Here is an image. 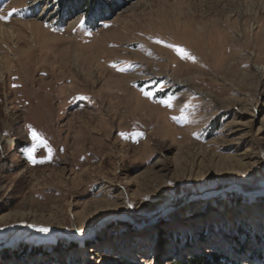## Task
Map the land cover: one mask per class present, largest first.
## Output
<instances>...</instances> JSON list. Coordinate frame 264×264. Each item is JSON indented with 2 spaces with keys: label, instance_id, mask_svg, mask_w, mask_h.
Here are the masks:
<instances>
[{
  "label": "rangeland",
  "instance_id": "1",
  "mask_svg": "<svg viewBox=\"0 0 264 264\" xmlns=\"http://www.w3.org/2000/svg\"><path fill=\"white\" fill-rule=\"evenodd\" d=\"M13 9L0 264H264V0H0Z\"/></svg>",
  "mask_w": 264,
  "mask_h": 264
},
{
  "label": "snow or ice",
  "instance_id": "2",
  "mask_svg": "<svg viewBox=\"0 0 264 264\" xmlns=\"http://www.w3.org/2000/svg\"><path fill=\"white\" fill-rule=\"evenodd\" d=\"M16 10L13 9L11 12L8 13L7 16H3L0 15V20H7L8 18H10L13 14V12H15ZM84 24V20L81 19L80 21V26H83ZM105 27H108V25H105ZM157 43H160V41H156ZM169 47L174 48V50L177 52L178 55L181 56V58H185V59H191V60H195V57L191 56L185 49L175 46V45H169ZM149 55H151V53L149 52ZM113 67H116V65H113ZM118 71H126L125 68H118ZM162 87V86H161ZM140 91L149 99L153 98L154 93L151 91H146L144 88H141ZM175 100L174 96H167L164 99H160L158 102L160 104H162L163 106L167 107V108H172L173 107V101ZM174 120H177V122H186L187 121V117L183 114V111L181 113L180 117H173ZM28 132L31 136V139L35 142L33 144V146L31 148H28L25 150V154L27 156V158L29 159V161H31L33 164H37V163H45L46 159H50L51 158V154H52V148L48 145L47 141L43 138V136L37 132L36 129H34L31 125H28ZM143 135V133L141 132H136L133 134V139H137L139 137H141ZM38 147H44L47 149L48 152V157L46 159H37L35 157V152L37 150ZM38 231L40 232H48L49 229L46 227H41L38 229Z\"/></svg>",
  "mask_w": 264,
  "mask_h": 264
},
{
  "label": "bare ground",
  "instance_id": "3",
  "mask_svg": "<svg viewBox=\"0 0 264 264\" xmlns=\"http://www.w3.org/2000/svg\"><path fill=\"white\" fill-rule=\"evenodd\" d=\"M2 29H4V28H2ZM11 34H12V36H14L13 35V32L11 31L10 32ZM0 35L2 36V35H4V32L3 31H0ZM3 37V36H2ZM259 69V68H258ZM0 75H2V73H0ZM111 77H114L113 75L111 76ZM115 78V77H114ZM250 99V98H249ZM249 102H250V100H249ZM249 105H251L252 107H253V110H255V108H256V106L254 107V104L253 103H249ZM242 108H244L245 110L244 111H246V110H248L249 111V108H248V106L247 105H244ZM254 112L255 111H253V114H254ZM237 119H239V118H237ZM233 120L231 123H233V124H237L238 123V121L239 120ZM245 124L246 123H240V125L242 126H245ZM260 124H261V127H263L264 126V116L262 117V119L260 120ZM29 229H24V230H21V231H19L15 236H14V238L12 239V241L11 242H15V241H17V240H19L20 238H22L23 237V235H25L26 233V231H28Z\"/></svg>",
  "mask_w": 264,
  "mask_h": 264
},
{
  "label": "trees",
  "instance_id": "4",
  "mask_svg": "<svg viewBox=\"0 0 264 264\" xmlns=\"http://www.w3.org/2000/svg\"><path fill=\"white\" fill-rule=\"evenodd\" d=\"M120 264H131L129 262H120ZM174 264H204V261L201 257L194 256L188 262H174Z\"/></svg>",
  "mask_w": 264,
  "mask_h": 264
}]
</instances>
